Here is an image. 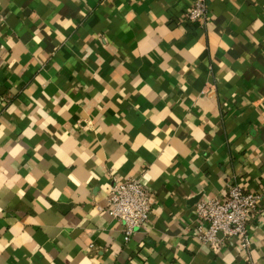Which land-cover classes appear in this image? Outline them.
Returning <instances> with one entry per match:
<instances>
[{
  "label": "crops",
  "instance_id": "obj_1",
  "mask_svg": "<svg viewBox=\"0 0 264 264\" xmlns=\"http://www.w3.org/2000/svg\"><path fill=\"white\" fill-rule=\"evenodd\" d=\"M0 0V264H264V0ZM139 178L149 221L100 212ZM230 184L252 243L188 226Z\"/></svg>",
  "mask_w": 264,
  "mask_h": 264
},
{
  "label": "built area",
  "instance_id": "obj_2",
  "mask_svg": "<svg viewBox=\"0 0 264 264\" xmlns=\"http://www.w3.org/2000/svg\"><path fill=\"white\" fill-rule=\"evenodd\" d=\"M206 17L204 0H196L186 13L191 22L204 21ZM260 201V194L239 184H230L223 196L202 197L196 202L188 228L193 237L215 253L232 241L242 249H249L252 237L248 225L253 212L258 211ZM106 202L97 205V209L119 220L127 235L149 221L152 211L150 192L139 178L114 179Z\"/></svg>",
  "mask_w": 264,
  "mask_h": 264
}]
</instances>
